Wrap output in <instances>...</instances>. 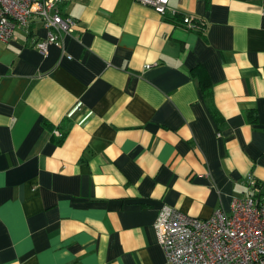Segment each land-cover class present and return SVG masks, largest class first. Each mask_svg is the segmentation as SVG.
<instances>
[{"label":"crops","instance_id":"0c3cea01","mask_svg":"<svg viewBox=\"0 0 264 264\" xmlns=\"http://www.w3.org/2000/svg\"><path fill=\"white\" fill-rule=\"evenodd\" d=\"M59 6L46 54L40 20L0 40V264H169L163 206L264 195V0Z\"/></svg>","mask_w":264,"mask_h":264},{"label":"built area","instance_id":"2783aa9c","mask_svg":"<svg viewBox=\"0 0 264 264\" xmlns=\"http://www.w3.org/2000/svg\"><path fill=\"white\" fill-rule=\"evenodd\" d=\"M65 0H0V40L26 30L32 20H40L45 36L33 46L46 54L50 44H58L60 32L71 33L76 20L61 14ZM163 14L168 0H136ZM183 24L203 30L201 20L184 16ZM60 135V133H57ZM258 189L234 198L230 212L216 209L209 218L199 219L163 206L154 222L157 242L169 264H264V195Z\"/></svg>","mask_w":264,"mask_h":264},{"label":"trees","instance_id":"16d2710c","mask_svg":"<svg viewBox=\"0 0 264 264\" xmlns=\"http://www.w3.org/2000/svg\"><path fill=\"white\" fill-rule=\"evenodd\" d=\"M28 29V28H27Z\"/></svg>","mask_w":264,"mask_h":264}]
</instances>
